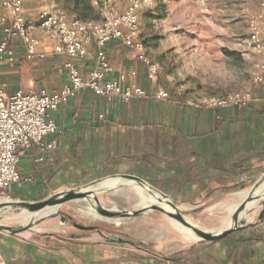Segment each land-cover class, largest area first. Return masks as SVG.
<instances>
[{
  "label": "crops",
  "instance_id": "obj_1",
  "mask_svg": "<svg viewBox=\"0 0 264 264\" xmlns=\"http://www.w3.org/2000/svg\"><path fill=\"white\" fill-rule=\"evenodd\" d=\"M91 4L99 16L101 7L94 0ZM47 9L65 11L71 20L96 21L70 10L62 0H26L22 20L34 26ZM5 15L0 0V21ZM33 34L42 44L32 61L17 42L15 62L0 60V84L10 95L51 94L70 83L65 59L53 52L55 43L39 28H33ZM3 38L0 28V44ZM107 53L118 71L138 70L148 96L122 103L85 92L54 108L59 148L44 157L36 147L22 152V179L9 191L18 200L35 202L104 176L128 174L146 179L178 203H199L250 188L264 175V85L255 84L246 106H217L215 99H188L157 80L148 82L144 63L130 47L116 42ZM73 61L81 74L90 75L95 46L86 58ZM160 92L169 96L160 98ZM0 254L8 264H264V222L170 255L88 235L3 231Z\"/></svg>",
  "mask_w": 264,
  "mask_h": 264
},
{
  "label": "rangeland",
  "instance_id": "obj_2",
  "mask_svg": "<svg viewBox=\"0 0 264 264\" xmlns=\"http://www.w3.org/2000/svg\"><path fill=\"white\" fill-rule=\"evenodd\" d=\"M105 2L101 0V7H105ZM62 3L70 10L81 12L85 19L95 18L98 21L103 18L92 10L91 0H62ZM113 3L115 14L121 15L129 7L130 0H113ZM263 3L264 0H151L139 11L137 39L144 45L143 52L148 62L159 67L158 84L161 87L170 86L179 95L192 100L226 99L257 87L254 79L258 70L255 66L260 59L248 44ZM258 23L262 28L264 21L259 19ZM106 177L111 176L102 179ZM251 188L246 186L220 198L207 197L199 203H177L189 210L187 217L193 223L204 229L221 230ZM237 192L242 193L236 195ZM233 195L236 196L230 200ZM142 196L150 195L127 183L98 197L105 208L137 210L141 208ZM0 199L22 200L3 190H0ZM87 203L92 206L87 200L62 205L57 215L24 233L80 234L108 242L112 239L124 240L131 242L129 245L132 247H147L163 255L197 244L184 228L159 211L121 222H101L86 215ZM151 203L153 200L148 205ZM196 207L201 209L193 212L191 209ZM5 217L12 218L14 215L6 214ZM16 218L4 224L16 226L23 222L22 216ZM254 218L252 215L249 219L254 222ZM74 224L96 226L99 231L85 232Z\"/></svg>",
  "mask_w": 264,
  "mask_h": 264
},
{
  "label": "built area",
  "instance_id": "obj_3",
  "mask_svg": "<svg viewBox=\"0 0 264 264\" xmlns=\"http://www.w3.org/2000/svg\"><path fill=\"white\" fill-rule=\"evenodd\" d=\"M94 0L101 7L102 19L98 21L71 20L68 14L60 10L47 9L40 13L34 26L22 20L26 0H3L6 9L5 17L0 21L4 38L0 44V60L7 58L15 62L13 44L20 43L30 61L35 58L42 42L33 34V28H39L44 36L55 43L53 52L65 59V69L70 75V83L55 93L16 91L6 93V85L0 84V190L10 191L21 181L19 166L22 152L36 147L42 156H47L59 148L56 138L58 125L52 118L54 108L85 92H91L97 98L108 102L120 101L130 103L136 98H146L147 89L140 83V74L133 68L118 71L108 57L107 47L119 43L132 48L137 58L145 65V79L156 81L159 67L149 63L144 54V45L137 39L140 30L139 11L151 0H130L129 7L116 15L113 0ZM264 21V3L257 18ZM258 21L253 24L249 48L259 57L255 68L258 70L254 81L264 85V23L262 28ZM95 46L96 64L85 76L80 73L73 58H86L89 49ZM160 98L166 99L169 94L160 92ZM252 92H244L226 99H218L213 104L243 105L250 104ZM44 161L43 158L39 159ZM0 264H8L0 254Z\"/></svg>",
  "mask_w": 264,
  "mask_h": 264
},
{
  "label": "water",
  "instance_id": "obj_4",
  "mask_svg": "<svg viewBox=\"0 0 264 264\" xmlns=\"http://www.w3.org/2000/svg\"><path fill=\"white\" fill-rule=\"evenodd\" d=\"M118 181V184L113 187H103V189L94 191V187L103 183L104 181ZM139 185L140 187L147 190V193L153 198L157 199V202L148 207H142L137 210H127V209H109L101 205L99 200V195L104 192H110L117 188L122 187L126 184ZM239 193V192H237ZM236 193V194H237ZM248 195L244 201L238 206L236 211L232 214L230 218V223L224 226L221 230H213L202 228L196 223H193L187 216L189 210H185L184 207L180 206L172 197H169L161 190H158L154 186L152 187L147 181L139 176H133L128 174H119L117 176L106 177L100 180H96L86 187H76L64 189L61 191L53 192L49 197L34 201H6L0 204V232H8L13 235H20L21 233L27 232L33 228V226L39 224L47 218H51L57 215L60 211V207L70 202L83 201L86 199L93 200V206L97 213L108 219H130L137 218L145 214L152 213L154 211H159L163 213L170 221L178 223L185 229L189 230L193 238L196 240L197 244H205L211 242H218L229 236L232 233L238 232L239 230H244L246 228L255 227L262 222H264V175L258 179L252 188L247 191ZM257 208L253 212L252 209ZM56 209L53 214L44 215L45 212L49 210ZM201 209L196 207L192 211H197ZM6 214H13L14 217L6 218ZM20 214H25L29 216V222L16 225L8 226L4 222L11 220H17L16 217ZM254 216V222L250 221V216ZM77 228L82 231H99L96 226H82L74 224ZM111 241L117 243H127L131 242L124 240L112 239Z\"/></svg>",
  "mask_w": 264,
  "mask_h": 264
},
{
  "label": "bare ground",
  "instance_id": "obj_5",
  "mask_svg": "<svg viewBox=\"0 0 264 264\" xmlns=\"http://www.w3.org/2000/svg\"><path fill=\"white\" fill-rule=\"evenodd\" d=\"M118 184V181H113V180H109V181H104L103 183H101V184H99V185H97V186H95L93 189H94V191H96V190H100V189H103V187H113V186H116ZM131 186H132V188L135 186V185H132L131 184ZM137 187H139L140 188V190H142V192L144 193V194H147L148 196H149V194L147 193V190H145L144 188H142V187H140L139 185H136ZM135 186V187H136ZM246 195H248V193H246ZM88 202H91V204H92V206H93V200H91L90 201V199L88 200V199H86ZM86 200H83V201H86ZM150 200H153V203H151L150 205H148L149 204V202H150ZM7 200H4V199H0V204H2V202H6ZM157 202V199L155 198V197H151V196H149V197H146V196H142V199L140 200V207L142 208V207H148V206H151V205H153L154 203H156ZM91 205H89L88 203H87V206H86V209H87V214L86 215H89L90 217H93L94 219H95V221H101V222H104V221H110V220H115V221H119V222H121V221H124L122 218H120V219H108V218H106V217H102V216H100L98 213H97V211H96V209L94 208V206L92 207ZM193 209H195V208H192L191 210H193ZM237 209V208H236ZM236 209L234 210V212L236 211ZM257 208L255 207L254 209H252L253 210V212L254 211H256L257 213H258V211L256 210ZM56 209H51V210H49V211H47V212H45V216L46 215H50V214H53V212L55 211ZM233 212V213H234ZM232 213V214H233ZM232 214H231V216H232ZM20 216H22V218H23V222H21L22 224H24V223H28L29 222V216H27V215H25V214H20ZM231 216L229 217V219H228V223H226V225H224V226H227L229 223H230V218H231ZM19 217V216H18ZM118 222V223H119ZM171 222H173V221H171ZM173 223H175V222H173ZM177 225H179L178 223H176ZM179 226H181V225H179ZM223 226V227H224ZM182 227V226H181ZM182 228H184V227H182ZM185 229V228H184ZM188 233H189V236H191L192 237V239H194L193 238V236H192V234L189 232V230H187V229H185ZM195 240V239H194ZM196 241V240H195Z\"/></svg>",
  "mask_w": 264,
  "mask_h": 264
}]
</instances>
